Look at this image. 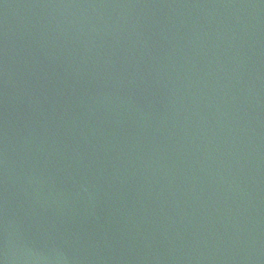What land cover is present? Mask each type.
<instances>
[{"label": "water", "instance_id": "95a60500", "mask_svg": "<svg viewBox=\"0 0 264 264\" xmlns=\"http://www.w3.org/2000/svg\"><path fill=\"white\" fill-rule=\"evenodd\" d=\"M0 264H264V0H0Z\"/></svg>", "mask_w": 264, "mask_h": 264}]
</instances>
